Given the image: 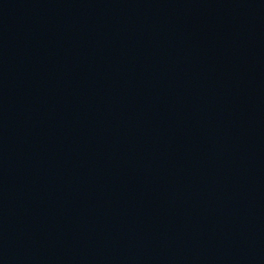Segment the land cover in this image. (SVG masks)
<instances>
[{"label": "water", "instance_id": "water-1", "mask_svg": "<svg viewBox=\"0 0 264 264\" xmlns=\"http://www.w3.org/2000/svg\"><path fill=\"white\" fill-rule=\"evenodd\" d=\"M0 264H264V0H0Z\"/></svg>", "mask_w": 264, "mask_h": 264}]
</instances>
